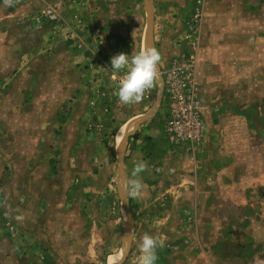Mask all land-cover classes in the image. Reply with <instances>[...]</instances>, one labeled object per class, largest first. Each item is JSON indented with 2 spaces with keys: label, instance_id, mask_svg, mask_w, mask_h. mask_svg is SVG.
<instances>
[{
  "label": "rangeland",
  "instance_id": "rangeland-1",
  "mask_svg": "<svg viewBox=\"0 0 264 264\" xmlns=\"http://www.w3.org/2000/svg\"><path fill=\"white\" fill-rule=\"evenodd\" d=\"M207 1L208 9L238 3L243 25L225 10L205 14L227 33L219 46H201L210 69L208 164L229 167L208 168L206 203L194 192V167L187 168L206 135L196 150L176 145L166 169L141 171L139 196L127 188L135 164L148 156H135L138 133L152 116L165 129L168 94L162 85L159 90V79L147 98L151 113L133 119L117 116L101 92L88 90L95 98L77 100L80 91L69 95L63 86L71 71L59 27L67 0H0V264H138L145 233L163 241L156 264H264V0ZM154 2L171 5L164 6L170 38L157 42L170 55L158 64L160 78L161 68L191 48L185 22L195 0H152L153 11ZM77 4L83 30L92 28L100 8L103 17L148 24L145 0ZM47 7L58 20L38 21ZM155 44L151 39L149 47ZM128 131L121 174L118 148ZM151 177L157 180L148 182Z\"/></svg>",
  "mask_w": 264,
  "mask_h": 264
},
{
  "label": "crops",
  "instance_id": "crops-1",
  "mask_svg": "<svg viewBox=\"0 0 264 264\" xmlns=\"http://www.w3.org/2000/svg\"><path fill=\"white\" fill-rule=\"evenodd\" d=\"M213 4H211V7L208 9V1L205 0L204 4L202 5L203 9V19L201 24V30L198 34L192 33L193 30L190 28L189 23L190 19H188V22L186 24V29L188 33L185 35L186 39L189 41H197L198 47H197V54L199 56V64H198V80L200 82V88H201V98L205 106V120L207 124V134L206 138L203 143L202 150H200L196 154L195 164L194 166H189L187 168H193L196 171V183H195V190L194 191L197 194L198 200L201 202H208V168H210L212 165L214 167L212 168L213 171H222L225 167V171L229 169L227 168V163L222 165H215L213 163L208 164V147L210 146V143L212 142V135L210 129H208V75L210 72V69L205 64V61L201 60L200 57H204L201 54V46L202 41L207 43H211L214 47L216 46L215 43L219 46L218 42L221 41V37L223 35H226L227 33L224 32V26L219 21H208V18L205 17V14L208 10H211L213 7ZM147 6V4H146ZM164 6H171L169 5H158L156 2H154V11H153V28H152V34L151 39L155 41V49H157L161 55V58L163 57H169L167 50L158 49L157 42L160 41L163 43L167 42L166 40L170 38V31L168 32V29H166L167 23V17L164 8L167 7ZM174 6V5H173ZM179 9L181 8V5H179ZM178 7V6H177ZM170 9V7H168ZM192 8L194 11L193 14L196 12L198 5L197 0H195L194 5H192ZM214 10H225L227 11L226 14L229 13V16L234 17L238 20L240 19L241 14L238 13L240 10L238 3H230V4H223V3H215ZM101 8L97 9L98 16L95 18L93 17V26L92 28H89L87 30H83L81 26L82 18H80V7L77 4L76 1L67 0V5L65 8H63V17L64 21L62 24H59V27L62 28L66 35L62 36L61 38V45H64L62 51V56L64 55L65 58H67L68 61V68L71 70L68 72L66 83L63 85L64 89L67 93L71 90L75 89L77 92L80 91V94L77 96V100H81L84 103H87L88 101L86 98L92 97L95 98V93H92V96H87L88 90L90 91H96L98 93L101 92L103 97H100V100H106L109 99L111 103H108L107 105L113 108V112L118 116L120 114L122 115H128L125 120L133 119L138 116H143L144 114H150L154 105L147 100L151 95H153V92L156 88V84L153 88L146 90L144 93V96L142 100L139 103L134 104H121L118 103V97L114 94L115 90L117 88L116 83V72H114L111 68V58L119 53H125L129 55H134L141 49L149 47V40H148V24L147 27L142 26L141 19L138 17L136 18H127V17H121V18H107L103 17L101 12ZM104 10L107 12L108 9L104 8ZM230 11H236L235 13H230ZM94 16H96L95 13H93ZM105 15V13H104ZM243 16V15H242ZM149 21V20H148ZM242 25H243V21ZM167 23V24H166ZM58 30V28H57ZM186 31V30H185ZM203 33V34H202ZM184 35V34H183ZM205 36V37H204ZM189 37V38H188ZM53 41V40H52ZM187 41V40H186ZM191 45V44H190ZM192 47L189 51H192ZM180 51V50H179ZM188 51V52H189ZM208 52V48H207ZM179 53V52H178ZM201 54V55H200ZM180 55H178L176 58H179ZM205 57L208 58V55H205ZM167 69L160 70V78L159 80V90L163 86V92H167L168 97L165 101V104L167 106V112L170 104V94L168 90L164 87V80H165V73ZM74 73H76L78 80L74 78ZM159 77V74H158ZM76 81V82H75ZM162 85V86H161ZM102 86L101 90H99L97 87ZM149 95V97H148ZM100 96V95H98ZM166 96V95H165ZM84 98V99H83ZM146 98V99H145ZM91 99V100H92ZM163 97V102H164ZM164 105V103H161L160 106ZM148 116V115H147ZM152 118H150V125L143 129V131H140L138 133L137 137V143L135 150V156L138 154H141L142 157L146 154L148 155L146 160H142V162H145L146 168L144 170L148 171H160L161 167L167 168L168 163L171 161L170 158H168L170 155L173 154L172 149L176 148V145H174L166 132L165 129H160L156 125L155 122L152 121ZM225 132L223 135H229V132L227 131H221ZM182 146V145H177ZM210 149H213L210 147ZM175 151V150H174ZM152 153V154H151ZM227 154L228 152L225 151ZM183 158V157H182ZM133 162V161H130ZM180 164L187 166V162H180ZM155 173V172H154ZM151 180H157V177H152L148 179L147 181ZM146 181V182H147ZM153 182V181H151ZM212 183H215L213 181ZM221 181L219 182V185H221ZM185 192V191H184ZM204 210L207 209V206H205ZM201 210V209H200Z\"/></svg>",
  "mask_w": 264,
  "mask_h": 264
},
{
  "label": "built area",
  "instance_id": "built-area-1",
  "mask_svg": "<svg viewBox=\"0 0 264 264\" xmlns=\"http://www.w3.org/2000/svg\"><path fill=\"white\" fill-rule=\"evenodd\" d=\"M205 0H197L198 8L193 14L189 26L192 33L198 34L203 19L202 5ZM41 18L50 21L59 19L55 9L47 7L42 10ZM189 38V37H188ZM192 51L182 52L181 60L176 59L165 73L164 87L170 94V104L165 120V129L174 145H187L196 150L203 142L207 124L205 106L201 98L200 82L198 80L199 56L197 41L191 40ZM122 73H116V83ZM149 97V95H148Z\"/></svg>",
  "mask_w": 264,
  "mask_h": 264
},
{
  "label": "clouds",
  "instance_id": "clouds-1",
  "mask_svg": "<svg viewBox=\"0 0 264 264\" xmlns=\"http://www.w3.org/2000/svg\"><path fill=\"white\" fill-rule=\"evenodd\" d=\"M9 2V0H6ZM161 61L159 51L153 47L141 49L134 55L119 53L111 58V68L116 73H122L119 78L115 95L118 103H139L146 90L153 88L158 80V64ZM146 168L145 162L135 164L132 176L128 182L132 197H137L143 189L139 173ZM163 246V241L145 233L139 245L138 264H156L158 260L157 249Z\"/></svg>",
  "mask_w": 264,
  "mask_h": 264
},
{
  "label": "water",
  "instance_id": "water-1",
  "mask_svg": "<svg viewBox=\"0 0 264 264\" xmlns=\"http://www.w3.org/2000/svg\"><path fill=\"white\" fill-rule=\"evenodd\" d=\"M145 1L147 4L148 11H149L148 40L150 42L151 41L152 28H153V6H152V0H145ZM144 119H145V117L141 118L140 120H138L137 123L140 124ZM130 133H131V131L126 132V134L124 135V137H123V139L119 145V148H118V154H119V160H120L119 171L121 174H123V172H124V151H125V146H126V139ZM120 191H121V195L124 196V192H123L121 185H120ZM127 215H128V220H127L126 233L129 232L130 225L132 222V215H131L129 210H127Z\"/></svg>",
  "mask_w": 264,
  "mask_h": 264
},
{
  "label": "bare ground",
  "instance_id": "bare-ground-1",
  "mask_svg": "<svg viewBox=\"0 0 264 264\" xmlns=\"http://www.w3.org/2000/svg\"><path fill=\"white\" fill-rule=\"evenodd\" d=\"M121 141V140H120Z\"/></svg>",
  "mask_w": 264,
  "mask_h": 264
}]
</instances>
